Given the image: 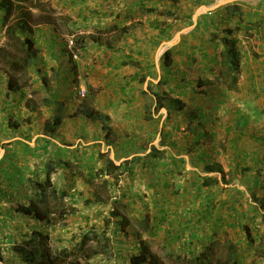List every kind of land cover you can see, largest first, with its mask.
Returning a JSON list of instances; mask_svg holds the SVG:
<instances>
[{
  "label": "rangeland",
  "instance_id": "1",
  "mask_svg": "<svg viewBox=\"0 0 264 264\" xmlns=\"http://www.w3.org/2000/svg\"><path fill=\"white\" fill-rule=\"evenodd\" d=\"M38 1L45 3V10L52 12L53 20L51 25H37L40 13L34 10L33 28L37 27L35 38L39 51L38 68L49 74L50 68H59L61 72L64 71V79L58 86L55 106L52 109L43 107L41 100L45 92L37 69L16 72L10 68L8 62L14 58L18 60L22 54L18 42L8 40L6 27L0 23V164L6 156L15 154V172H21L25 179L22 183L15 176L12 182H8L3 179V171L0 170V190L13 196L15 202L28 203L32 189L26 179L37 169L40 171L38 174L44 177L43 169L48 163L55 168L51 182L60 194L59 200H52V204L59 207L56 213L58 224L53 228L43 229L36 220L18 215L13 207L15 202L8 203L0 193V264H22L18 256L11 252L12 244L26 240L25 235L34 229L48 233L54 249H71L89 228L95 225L100 230L108 224L107 218H110V223L106 230L115 250L108 256V263L97 258L95 264H130V256L139 253L142 241L147 243L152 253H156L162 264H187L184 260L172 258L168 254L165 256L162 242L158 239H144L148 235L141 232L147 228L144 223L150 222L153 217L149 213L151 209H148V185L157 184L162 179L166 182L169 178L166 173L154 174V168L158 171L166 169L165 164L171 161V157H174L172 155H176L177 165L181 166V159L178 157L183 155L181 148L189 140L185 138L197 135L200 131L202 141L198 144L210 154L212 159L209 163L220 164L223 169L236 166L237 169L224 172V177L218 174L220 180L215 187L218 192L224 189L221 193L223 194L226 186L233 188L236 185L238 203L234 206L235 213L241 218L242 214H246L242 219L243 223L250 228L251 236L257 241L251 247L245 241L247 239L244 230L225 232L222 246H215L214 262L224 260L226 251L223 243L229 240L233 243L241 242L239 256L242 264H264V243H261V240L264 241L262 213L251 212L248 201L256 205L251 191L247 195L244 189H240L245 188L247 182L254 187L257 183L254 180L258 176L259 187L255 193L260 197L264 195V141L258 140V136H264V95L254 98L262 105L260 118L253 121L252 125L244 124L246 116L232 119V116L225 115V111L216 110L217 104L220 108L230 106L231 115H240V111L233 113V110L248 102V98L242 94L229 93L228 90L226 92L223 89L227 88L223 80L217 78L219 74L212 80L198 82L192 74L189 78H183L181 73L184 69H194L197 61L201 60L203 49H199V44L204 41L211 42L210 47L205 48L209 58H203L211 59L212 69H209V76H212V71H221L217 62L211 58L222 48L219 33L214 32L213 26L199 32L193 22L208 10H201L202 5L198 0H164L163 6H172L179 17L190 20L185 23V19L178 22L157 19L159 22H156L163 27L172 26L171 31L161 38L150 29L145 17L133 13V10L139 9L134 3L138 5L140 0ZM150 3L154 5L158 2ZM14 18L15 14L12 13L8 25ZM235 29L238 47L243 50L245 37L248 40L251 37L248 33L243 37L238 28ZM71 34L89 37L87 49L81 55L74 56L76 67L71 65L68 55L74 53L70 43L75 36ZM212 44H217V49ZM168 45L173 46L174 63L169 70L161 69L159 73L158 63L154 61L158 53L156 51H161ZM220 52L217 54L218 58ZM186 58L188 63L184 62ZM142 59V62L138 61ZM241 73L242 71L239 81ZM10 78L15 84L25 87L22 94L9 93L7 86ZM86 83L98 90L97 94H92L91 105L107 118L104 126L108 129L99 122L87 121L76 114L82 104V92L85 91L87 95ZM202 84L206 85L208 93L200 94L198 88ZM191 86L197 89H186ZM144 91L151 98L155 93L161 95L164 107L157 112V99L152 98L151 101L143 94ZM179 98L183 102L181 106L170 104L172 100ZM30 100L37 101L39 105L35 114L28 109ZM60 103L66 107V111L61 115L63 119L57 135L49 143L45 141L44 125L47 121L53 122ZM198 103L206 105V109L210 110L207 118L188 114L193 105ZM150 115L152 119H148ZM252 116L251 119H255V115ZM184 118L196 123L194 132L190 128L181 127ZM197 118L200 123H197ZM166 132H170L171 137L164 139L163 134ZM263 138L261 137L262 140ZM20 142L24 146L28 145L31 150L21 146ZM118 142L124 149H128L122 156L115 154V144ZM151 147L163 152L159 162L150 160V163L143 166V162H140L131 165L132 173L119 171L115 177H99L106 159L122 165L135 157H145ZM2 168L4 171L8 170V163ZM243 170L249 172L243 174ZM91 172L96 177L95 180L91 179ZM179 175L181 176L180 173ZM141 198L145 199L144 202ZM112 212L126 220L123 222L129 223L126 233L121 231L123 224L110 216ZM233 218L237 222L241 221L238 217ZM229 237L237 238L233 240Z\"/></svg>",
  "mask_w": 264,
  "mask_h": 264
},
{
  "label": "trees",
  "instance_id": "2",
  "mask_svg": "<svg viewBox=\"0 0 264 264\" xmlns=\"http://www.w3.org/2000/svg\"><path fill=\"white\" fill-rule=\"evenodd\" d=\"M104 1L109 2L110 0ZM151 1L153 0H142L138 3V5L136 3H134V5L139 8L138 10H144V12L148 15H155L156 17L160 16L169 20H175L176 22L185 19L184 22L186 21L185 23H187L190 20V18L179 17L178 14L173 11L172 6L168 7L167 9H160V7H148V2ZM45 7V3L38 0H0V23L1 25H4V27H6L5 33L8 40L11 39L18 42V46L22 54L18 60L14 58L10 62H8L10 68L15 70L16 72L28 71L31 68L37 69L36 72L40 78L42 87L44 88L45 92V96L41 100L42 106L50 107L52 109L57 102L56 96L58 94V86L63 82L64 71L61 72V69L52 67L50 68L49 74L44 72L42 68H38L39 51L36 46L37 42L35 38L37 27L33 28V25L35 23L34 10H37L40 13V20H38L37 25H51L53 21L51 19L52 12L49 10L46 11ZM226 8L229 9L227 10V12L229 14L228 18L230 19L234 17L243 18L245 16L243 10H236V8H234L233 6H227ZM12 13L13 15L15 14V18L13 19L12 23L8 25V19L12 15ZM256 15L257 14H254V16ZM250 19H252L251 16ZM240 22L242 23L243 20L241 19ZM210 26L212 25H209L208 22L204 24V31ZM162 27L163 26L160 24L155 28V30L159 31L162 36H165L164 34L167 32L169 27L161 30ZM197 29H199V25L197 26ZM245 30H249V28L247 27L245 28ZM217 32L220 36L219 41L222 44V51L219 54V58L218 56L216 57V64L221 68V71L219 72L217 78L223 80V84L226 85L227 90L238 91L242 54L241 50L238 47L236 29H232L227 26L222 31H220L218 28ZM247 33L249 32L246 31V34ZM74 36V40L72 41L74 53H69L68 55L71 61V65L76 67L74 56L81 55V52L87 49L89 37L83 35ZM173 53L174 50L169 49L162 56V68L167 70L171 68L174 63ZM8 81L9 82L7 88L9 93H23L25 89L23 85L19 83L15 84L11 80V78ZM86 90L87 95L85 94V96L82 98V104L81 106H79L76 114L82 116L87 121L99 122L103 125V127H105V129H108L107 126H104L107 122V118L93 109V106L91 105L93 102L91 101V98L93 97L92 94H97L98 90L94 89L90 84L87 83ZM143 94L150 98L151 101L152 98L157 99H155L157 112L164 107V105L162 104L163 98L161 97V95L155 93L151 98V96H149L145 91L143 92ZM28 103L29 111L32 112V114H35L39 106L37 101L34 102V100H30V102ZM170 104L172 106L178 107L181 106L183 102L179 98L177 100H172ZM65 111L66 107H64L63 104L60 103L59 107L57 108L58 114L54 117L53 122L47 121L45 123L44 135L46 138V142L50 143L52 139L57 135L58 127L59 125H61L63 119V116L61 115ZM201 116L203 117V119L207 118L206 114H203V112H201ZM12 119L13 118H11L10 120L12 121ZM148 119H152V115L148 116ZM18 123L20 124V122ZM8 127L11 129L10 125ZM199 135L200 137L202 136L201 134ZM19 144H21V146L23 147H28V145L24 146L22 142H20ZM150 149V152L145 157H135L131 161L124 162L122 165H116L113 160L106 159L103 168L100 170L99 177H115V175H117L116 173H118L119 171L121 173L125 171L132 173V164H139L140 162H143V166L150 163V160H158L159 162L161 160L160 156H163V152L158 150L156 147H151ZM28 150L31 149H29L28 147ZM15 156V154L9 157L6 156L5 160L1 162L0 170L3 171L1 174L3 175V179L7 180L8 182H12L14 177L16 176L20 178L18 181L24 183L25 179L23 178V176H21V172H15V164L13 161V157ZM101 156L103 157V155ZM5 163H8L9 167L6 171H4V167L2 168ZM205 170L207 173H220L223 177L225 176L224 170L220 164H207ZM43 171L44 177L38 174L40 173V171L39 169H37L36 172L32 173L31 177L26 179L32 189V196L28 203L20 204L18 202H15V198H13V196L8 195L1 190L0 193L4 195V199L7 200L8 203L15 202L13 204V207L15 208V212L18 215L29 219H34L43 226V229H48L53 228L58 224L56 213L59 207H55V204H52V200H59L60 194L55 184L51 182V175L52 173H54L55 168L50 167V165L47 163L45 164ZM247 172L249 171L243 170V174H246ZM90 177L91 179H96L92 172ZM254 182H257L254 187L251 186V183L247 182V188L251 191L250 193L252 195L253 202L256 203V205H252V207L250 208L251 212L254 211L256 213H262L261 218L264 222V196L260 197L255 193L256 189L259 187L258 176L254 180ZM104 183L108 184V181L104 180ZM218 184L219 182L217 177H207L203 180L202 188H212ZM206 209L208 210V205H206ZM7 213L11 212L7 211ZM245 215L246 214H242V218L238 216L241 221L231 223L228 226L235 230H244L246 235L245 238L247 239L245 240L247 245L253 247L257 241L251 236L250 228L243 223L242 219ZM110 216L121 222L123 226L127 225V223L123 222L126 220L123 219L119 214H115L114 212H112ZM106 222L109 224L110 218H107ZM108 224H105V226H103V228L100 230H98L97 226L95 225L89 228L80 236V240L77 245H75L71 249L68 247L54 249L52 247L49 234L43 230L38 231L37 229H34L32 230V232H30V234L25 235L26 240H23V242L20 243L17 242L12 244L11 252L18 256L22 264H95L94 261L97 260V258H99L102 262L108 263V256L114 253L115 250L113 241L108 236V232L106 230V226ZM261 243L263 244L264 241L261 240ZM217 244L222 246V243L220 241L212 242L208 247H206L204 252H202L198 256L193 257L188 262V264H242L239 256L241 242L233 243L229 240H226L223 243L226 251L224 260L220 262H214L213 255L215 246ZM130 264H162V262L157 257V255L152 253L147 243L142 242V247L140 248L139 253L130 258Z\"/></svg>",
  "mask_w": 264,
  "mask_h": 264
},
{
  "label": "crops",
  "instance_id": "3",
  "mask_svg": "<svg viewBox=\"0 0 264 264\" xmlns=\"http://www.w3.org/2000/svg\"><path fill=\"white\" fill-rule=\"evenodd\" d=\"M154 1L158 3L153 5L148 2V7H164L166 9L170 7V5L163 6L164 0H153V2ZM198 1L201 2V10H208L201 13L198 18L196 20L194 19L193 21L195 27L199 25V29H197L199 32L202 30L204 31V24H206L207 22L209 23V25L213 26L214 32L216 33L218 28L220 31H222L227 26L232 29L239 28L238 30L240 31V34L243 35V37H245L246 31L249 32L248 34L250 35L251 39L248 40L247 37H245V47H243V50L242 48L240 49L242 54V73L241 80L239 81L238 85L239 92L228 90L229 93L244 95L245 98H248V102L244 104V106L246 105L245 107L243 105H240L237 106L235 110H233V113L240 111V115H231L230 106H222L221 109L220 105L217 104L215 108L216 110L219 109V111H225V115L228 114V117L232 116V119L246 116L247 120L244 124L252 125L254 123L253 121H257L258 118H260L259 112L260 110H262V105L255 101L254 98L258 95L260 96V94L264 95V0ZM227 6H233L234 8H236V10H243L245 16L243 18H228L229 14L227 10L229 9L226 8ZM133 13L139 14L140 17H145V19L148 21L150 29H153L159 37H164L159 33V31L155 30V28L159 26V21L166 22L170 21L169 19L164 17L156 18L155 15L146 14L144 10H133ZM254 14L257 15L254 16ZM258 14L260 15L259 17ZM145 15L149 16V18H147ZM250 16L252 19H250ZM157 19L160 20L158 21ZM241 19L243 20L242 23L240 22ZM166 27H169V29L164 34L165 36L172 29V26L166 25L162 27L161 30L165 29ZM247 27L249 28V30H245V28ZM178 45H180V43ZM210 45L211 42L205 41L199 44V49H203L201 50L203 56L201 60H198L197 64L194 65V69H184L181 71L183 78L185 76L189 78V76L192 74L199 82L203 80L205 81V79L212 80L213 78L217 77V75L219 74L218 70L212 71V76H209L211 59H203L205 57L209 58L208 56H206L207 52L205 48H209ZM212 47H216L217 49V44H212ZM172 48L173 46L168 45L167 48L163 47L161 51H156L158 53H156L154 61L158 63L157 69L159 73H161V69L162 71H165L164 68H162V64H160L162 56L165 54V52ZM220 51H222L221 47L219 52ZM219 52H216L214 56H211V58H213L212 61L216 62V57ZM245 53L246 55L244 56ZM143 59L138 61L142 62ZM187 59L188 58L185 59V63H188ZM204 84H202L200 88H198L200 94L208 93V89ZM214 87L217 86L214 85ZM194 88L196 87H186L187 90ZM223 89H225V91L227 90V88L225 87ZM246 100L247 99H245V101ZM206 107V105L202 106L198 103L197 105H193V107L188 111V114H190V116L192 117L199 116L198 118H202L201 112L206 115L210 114L208 113V111L210 110H207ZM240 107L241 109L239 110ZM242 107H244V109ZM252 115H255V119H251L253 117ZM198 118L196 119L197 123H200V120ZM195 125V122L190 121L186 118H184L183 122L181 123L182 128H190L193 132L195 130ZM228 127H230V124ZM200 132H198L197 135L185 138V140H189L187 141L186 145L182 146L183 148H181V152H183V155H180L178 157L179 159H181V166L175 165L177 164V160H175L176 155H172L174 157H171V161L168 163L166 162L165 164L166 169L158 171L154 168V174L162 175L166 173L167 175L169 174V178L166 182H163L162 179L161 181L158 180L160 182H158L157 184L148 185L147 193L149 194H147V197L149 198L150 203V205L148 203V209H151V211H148H150L149 213L153 214V217L151 218L150 222H147L146 224L144 223L147 228L142 230L141 232L148 235V237L144 236V239L149 238V240L152 241L158 239L159 241H161L162 248L165 251V256H167L168 254L172 258L184 260L187 264L193 257L198 256L199 254L204 252L206 247H208L212 242H222V240H224L225 238V232L230 233L231 230H235L228 225L231 223H236L237 221L233 217H238V215L235 213L234 207L238 203L236 199L238 188H236V185H234L233 188H230L231 186H226L225 193L223 194L221 193L222 191H224V189H221V191L218 192L217 187L202 188V183L205 178L217 177V175L220 173H207L205 170L206 165L210 164L209 162H211L212 158L210 157V154H208V152H206L198 144L202 141V137H200L199 135L202 133ZM170 137V132H166L163 134L164 139ZM261 137L264 136H258V140L264 141L261 139ZM172 143L179 144V142L177 141H172ZM196 144L198 145L196 146ZM115 145L116 155L122 156L128 150L127 148L124 149L125 147L121 145L120 142ZM187 145L188 147H186ZM232 167L233 168L225 167L224 172L227 173L229 171H233L236 168V166ZM179 173L181 174V176L179 175ZM217 179L220 180V177L218 176ZM221 187L223 188L224 186H222L221 184ZM240 189H244L247 195L248 192H250L246 185L245 188ZM141 200L142 202H144L145 199L143 200V198H141ZM206 205H208V210L206 209ZM252 205L254 204L248 201L249 208L252 207ZM210 207L213 209H211ZM228 210L232 212H229ZM128 225L129 223L124 226L121 231L126 233ZM231 238L233 239V237H229V239ZM236 238L237 237H235L234 239L236 240ZM135 255L136 254L134 253L130 257Z\"/></svg>",
  "mask_w": 264,
  "mask_h": 264
},
{
  "label": "built area",
  "instance_id": "4",
  "mask_svg": "<svg viewBox=\"0 0 264 264\" xmlns=\"http://www.w3.org/2000/svg\"><path fill=\"white\" fill-rule=\"evenodd\" d=\"M70 44H71V45H70V48H72V47H73V43L71 42ZM81 96H82V97H84V96H85V91H84V92H82Z\"/></svg>",
  "mask_w": 264,
  "mask_h": 264
}]
</instances>
